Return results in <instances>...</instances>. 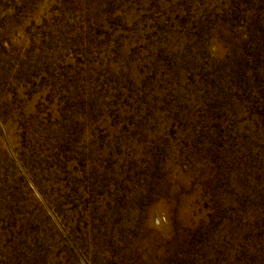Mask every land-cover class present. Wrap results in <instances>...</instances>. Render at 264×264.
Listing matches in <instances>:
<instances>
[{"label": "rangeland", "instance_id": "374dc122", "mask_svg": "<svg viewBox=\"0 0 264 264\" xmlns=\"http://www.w3.org/2000/svg\"><path fill=\"white\" fill-rule=\"evenodd\" d=\"M0 264H264V0H0Z\"/></svg>", "mask_w": 264, "mask_h": 264}]
</instances>
